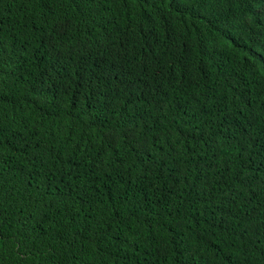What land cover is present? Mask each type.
<instances>
[{
  "label": "trees",
  "instance_id": "1",
  "mask_svg": "<svg viewBox=\"0 0 264 264\" xmlns=\"http://www.w3.org/2000/svg\"><path fill=\"white\" fill-rule=\"evenodd\" d=\"M0 264H264V0H0Z\"/></svg>",
  "mask_w": 264,
  "mask_h": 264
}]
</instances>
